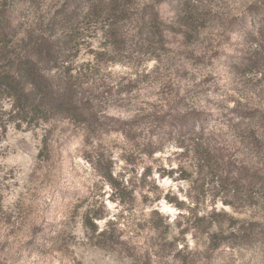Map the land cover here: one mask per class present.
I'll use <instances>...</instances> for the list:
<instances>
[{
  "label": "rangeland",
  "instance_id": "rangeland-1",
  "mask_svg": "<svg viewBox=\"0 0 264 264\" xmlns=\"http://www.w3.org/2000/svg\"><path fill=\"white\" fill-rule=\"evenodd\" d=\"M13 1L0 264H264V0Z\"/></svg>",
  "mask_w": 264,
  "mask_h": 264
},
{
  "label": "trees",
  "instance_id": "trees-1",
  "mask_svg": "<svg viewBox=\"0 0 264 264\" xmlns=\"http://www.w3.org/2000/svg\"><path fill=\"white\" fill-rule=\"evenodd\" d=\"M1 1V0H0ZM8 1H13V0H4L2 2H0V36L3 35L2 30L4 28L5 25H8L7 23H11V21H9V19L11 18L9 15V3ZM14 2V1H13ZM34 83V84H33ZM32 85L36 86V89H41L43 93H45V96L43 98V100H39V103H37V100L35 98H33L31 93H26V90L22 89L23 91H21V95L17 98V101L19 99V106H17L18 108H22L23 113L27 111V108L30 109H35L36 107H42V106H47L50 109H54L55 107H60L59 106V99L58 97L55 96V92L53 91V88L50 86V83H46L44 84V82L39 81L38 79H34ZM40 91V90H39ZM63 103V102H61ZM66 106L65 109L66 111H68L69 113H72L73 115H75L76 117H85L87 115H89V111L87 110V108L85 107V105H78L77 102H74V100L72 99H68L66 100ZM29 113V112H28ZM23 121H26V117L22 119Z\"/></svg>",
  "mask_w": 264,
  "mask_h": 264
}]
</instances>
